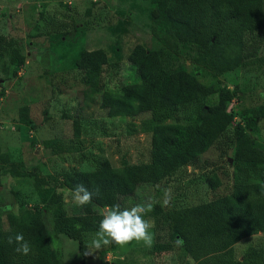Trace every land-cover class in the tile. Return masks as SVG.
<instances>
[{
  "label": "trees",
  "instance_id": "trees-1",
  "mask_svg": "<svg viewBox=\"0 0 264 264\" xmlns=\"http://www.w3.org/2000/svg\"><path fill=\"white\" fill-rule=\"evenodd\" d=\"M147 1L152 6L151 33L158 48L149 51L139 44L132 49L128 56L129 66L135 71L132 83L108 89L113 78L111 71L115 69L116 74L121 67L122 55L117 49V62H110L103 49L82 50L74 61L83 73L86 100L96 102L99 95L100 108L110 119L148 113L137 131L151 135L150 161L114 167L109 160H99L92 170L44 174L38 166L29 169L25 162L15 160L0 147V188L3 176L29 178L38 196V202L31 207L20 204V214H16L4 211L7 198L0 191V264H7L4 249L9 245L14 248L7 250L10 264H14L16 245L9 243L8 238L23 233L29 242L37 231L31 225L40 226L43 213L49 216L53 235H64L79 243L81 264H87V232L74 220L98 231L104 214L69 215L65 207L67 191L83 183L100 193L87 208L97 206L102 195L110 193L124 209L121 202L136 197L145 186L172 177L220 143L235 121L238 122L231 130L234 163L264 168V135L260 131L264 105L230 110L234 98L244 93L238 85L233 90L215 83L205 85L185 66V61H189L197 70L220 77L253 63L257 57V51L252 50L254 38L264 30V0ZM25 60L18 42L0 34V73L15 76ZM105 74L111 80L107 81ZM212 97H217V101L207 105L205 101ZM183 110L190 111L188 118L185 122L176 121ZM20 122L35 129L29 107L21 109ZM81 131L77 120L76 140L81 138ZM210 183L213 189L218 188L216 174H212ZM261 184L259 195L242 191L193 206L154 204L145 216L154 224L157 241L153 251L170 252L179 242L193 264H264L263 249L250 247L242 259L235 252L242 240L264 233V176ZM52 239L45 234L35 238L39 264H65L63 252L48 244Z\"/></svg>",
  "mask_w": 264,
  "mask_h": 264
},
{
  "label": "rangeland",
  "instance_id": "rangeland-1",
  "mask_svg": "<svg viewBox=\"0 0 264 264\" xmlns=\"http://www.w3.org/2000/svg\"><path fill=\"white\" fill-rule=\"evenodd\" d=\"M151 8L147 0H0V34L15 39L26 57L15 76L0 73L1 149L15 160L25 162L29 169L38 166L44 174L92 170L99 160H109L114 167L149 162L151 135L137 131L148 113L135 118L110 119L100 108L99 95L96 102L88 103L83 73L75 66L74 59L82 50L103 49L110 62H117L114 53L117 49L122 55L121 67L116 74L115 69L111 71L112 80L105 74L106 80H111L108 89L132 83L135 71L128 61L132 49L139 44L149 51L158 48L151 33ZM254 39L252 50L257 51V57L247 68L235 73L214 77L185 61L188 71L197 75L203 84L215 83L231 90L238 85L243 90L244 93H239L230 104V110L264 105V30ZM216 101L217 97H212L205 103L211 105ZM25 107H29L35 129L20 122V111ZM189 114L188 110L180 111L175 120L185 122ZM77 120L82 127L79 140L74 136V122ZM237 122L220 143L193 164L160 184L143 187L136 197L121 204L126 208L142 202L163 204L164 193L169 189L171 199L167 206L199 205L234 192L241 194L242 191L259 195L263 190L264 168L236 164L233 160L231 130ZM260 131L264 135V120L260 123ZM213 173L220 181L216 189L210 183ZM1 180L0 191L7 198L3 206L5 212L20 214V204L31 207L38 202L29 178L7 175ZM70 193L66 192L65 207L71 216L105 214L110 204L117 203L114 194L105 193L97 206L78 207L72 202ZM74 224L87 232V264H193L179 242L170 252H154L157 238L153 227L150 230L153 234L151 247L132 241L123 247L112 244L95 249L91 247V241L97 231L76 220ZM32 226L37 229L29 241L32 254L17 253L14 264H39L35 238L42 234L53 238V242L51 240L48 244L63 252L65 264L83 262L78 242L64 235L52 234L47 213H43L40 226ZM250 247L264 250V233L239 242L235 246L237 258L242 259ZM11 249L14 250L11 245L4 249L7 264L11 260L7 250Z\"/></svg>",
  "mask_w": 264,
  "mask_h": 264
},
{
  "label": "clouds",
  "instance_id": "clouds-1",
  "mask_svg": "<svg viewBox=\"0 0 264 264\" xmlns=\"http://www.w3.org/2000/svg\"><path fill=\"white\" fill-rule=\"evenodd\" d=\"M99 190H90L85 184L78 183L71 191L72 202L83 207L90 204L94 196H99ZM171 199V190L164 193L163 204L167 206ZM153 204L142 202L131 208L121 209L119 204L110 207L99 223V229L95 238L91 241V247L100 249L112 244L121 247L128 245L132 241L142 242L144 246L151 247L153 244V234L150 231L153 227L151 221L145 216L151 212ZM9 243H15V251L21 255H28L31 252L30 243L25 240L23 233H16L14 237L8 238Z\"/></svg>",
  "mask_w": 264,
  "mask_h": 264
}]
</instances>
